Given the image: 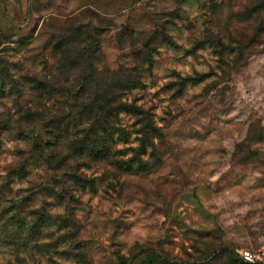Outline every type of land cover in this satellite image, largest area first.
<instances>
[{
  "label": "rangeland",
  "instance_id": "obj_1",
  "mask_svg": "<svg viewBox=\"0 0 264 264\" xmlns=\"http://www.w3.org/2000/svg\"><path fill=\"white\" fill-rule=\"evenodd\" d=\"M0 264H264V0H0Z\"/></svg>",
  "mask_w": 264,
  "mask_h": 264
},
{
  "label": "trees",
  "instance_id": "obj_2",
  "mask_svg": "<svg viewBox=\"0 0 264 264\" xmlns=\"http://www.w3.org/2000/svg\"><path fill=\"white\" fill-rule=\"evenodd\" d=\"M136 111H139V110H136ZM144 127H145L144 128L145 134H147V135L150 134V124L148 122H146Z\"/></svg>",
  "mask_w": 264,
  "mask_h": 264
}]
</instances>
